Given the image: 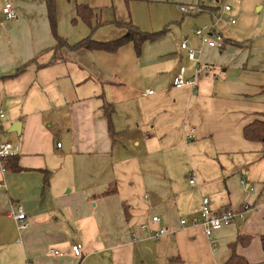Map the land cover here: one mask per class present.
<instances>
[{"label":"crops","instance_id":"crops-1","mask_svg":"<svg viewBox=\"0 0 264 264\" xmlns=\"http://www.w3.org/2000/svg\"><path fill=\"white\" fill-rule=\"evenodd\" d=\"M4 1L0 143L19 152L0 168V264H264V138L244 137L264 122V0H229L218 18L209 0H55L53 30L44 0H10L12 20ZM126 23L161 33L139 48L74 46L118 39ZM203 25L222 46L200 42ZM183 39L212 71L195 75ZM182 68L193 84L174 87ZM203 196L214 211L252 209L208 238L194 224Z\"/></svg>","mask_w":264,"mask_h":264},{"label":"built area","instance_id":"built-area-1","mask_svg":"<svg viewBox=\"0 0 264 264\" xmlns=\"http://www.w3.org/2000/svg\"><path fill=\"white\" fill-rule=\"evenodd\" d=\"M213 2L215 6V16L218 18L224 13H227L231 10V5L229 0H209ZM182 11H186L185 6H181ZM2 14L6 20H12L17 18V12L13 7V4L10 0H5L2 7ZM229 23H234L235 19L232 17H228L227 20ZM193 33L200 42L204 45L210 47H220L222 46L224 40L223 36L220 32H218L214 25H203L201 27H197L194 29ZM181 48L186 50L187 57L189 60L196 62L195 75H199L201 73H207L212 71V66L209 64H202L198 58L195 57V51L188 48L186 39H183L181 44ZM183 68L181 71L173 77L172 84L174 87H182L184 85L193 84V81L186 80L183 77ZM148 93L152 92V90H147ZM4 116L3 110L0 108V118ZM60 146V143H57V147ZM19 152V145L13 144L9 141H5L0 143V168L5 170L3 166V160H5L9 156H14ZM189 183L194 184L195 180L192 176L189 178ZM4 187V184L0 182V188ZM252 207L247 204H241L240 207H222L217 211H214L210 207V200L208 197L203 196L201 198L200 207L198 209L199 218H196L194 224L200 225L203 229L204 234L211 238V236L223 226L229 225L236 220L244 219L247 212H249ZM11 216L17 222V228H26L28 223L26 222V212L20 204H17L10 210ZM150 221L153 223H159L160 218L158 216H151ZM146 227V225H142V228ZM166 233V229L160 228L153 232V238H159L161 235ZM71 251L74 255L79 256L81 254V245L80 244H72ZM50 252L53 254H60L57 250L51 249Z\"/></svg>","mask_w":264,"mask_h":264},{"label":"trees","instance_id":"trees-1","mask_svg":"<svg viewBox=\"0 0 264 264\" xmlns=\"http://www.w3.org/2000/svg\"><path fill=\"white\" fill-rule=\"evenodd\" d=\"M47 8V14L48 18L51 23L52 30L54 29V21H55V0H44ZM90 11V9L86 6H78L77 7V13L81 16L82 11ZM127 31L118 39L100 43L92 40L91 38L87 37L83 40L77 42L74 44L75 47L85 46L89 48H103L106 50H115L120 45L126 43L127 41H134L136 48H139L140 44L144 42L145 40H154L157 39L160 36L161 32H144L141 31L137 26H134L132 23H126ZM95 28V27H94ZM92 28V29H94ZM57 44L61 43V40H63L60 37H56ZM60 42V43H59ZM64 42V41H63ZM20 70L16 73H18ZM107 120H108V129L110 132H112V124H111V116L107 113ZM257 123V122H256ZM255 123L251 126H248L244 128V137L248 139H257L261 140L264 138V122L260 125L254 126ZM12 157V156H9ZM7 157V158H9ZM6 158V159H7ZM263 241V247H264V238ZM224 264H250L244 257H241L237 255L236 253H232L230 257L225 261Z\"/></svg>","mask_w":264,"mask_h":264},{"label":"water","instance_id":"water-1","mask_svg":"<svg viewBox=\"0 0 264 264\" xmlns=\"http://www.w3.org/2000/svg\"><path fill=\"white\" fill-rule=\"evenodd\" d=\"M19 127H20V122L19 121H15L11 124V127L9 129V131H15L18 132L19 131Z\"/></svg>","mask_w":264,"mask_h":264}]
</instances>
